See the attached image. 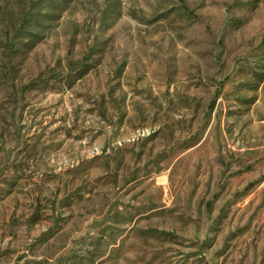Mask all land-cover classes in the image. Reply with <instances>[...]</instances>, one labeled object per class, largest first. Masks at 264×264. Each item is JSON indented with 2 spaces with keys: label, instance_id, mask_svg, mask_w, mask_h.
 Segmentation results:
<instances>
[{
  "label": "rangeland",
  "instance_id": "rangeland-1",
  "mask_svg": "<svg viewBox=\"0 0 264 264\" xmlns=\"http://www.w3.org/2000/svg\"><path fill=\"white\" fill-rule=\"evenodd\" d=\"M0 264H264V0H0Z\"/></svg>",
  "mask_w": 264,
  "mask_h": 264
}]
</instances>
